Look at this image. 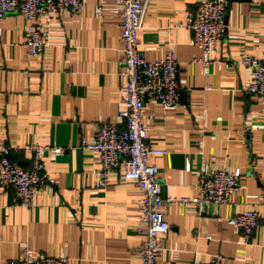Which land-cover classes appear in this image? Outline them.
<instances>
[{"label": "crops", "instance_id": "0c3cea01", "mask_svg": "<svg viewBox=\"0 0 264 264\" xmlns=\"http://www.w3.org/2000/svg\"><path fill=\"white\" fill-rule=\"evenodd\" d=\"M215 0H149L138 50L146 61L167 52L178 63L181 103L162 109L143 102L142 124L158 168L163 199L193 198L197 177L225 170L241 172L240 189L225 205L167 206L169 231L155 264H264V99L246 93L249 73L226 66L241 56L264 58V0L224 2L226 33L209 55L191 45L185 21L195 7ZM121 5L84 0L73 15L59 13L49 24L43 53L24 47L25 23L17 15L0 19V144L24 168L34 156L26 145L61 147L39 158L46 186L30 211L10 208L11 190L0 188V264L28 249L33 256L65 257L68 264H140V190L118 172L99 181L96 153L80 148L100 125H120L123 110ZM44 19L39 20L43 26ZM17 149L18 152H14ZM256 212L258 227L249 243L233 225L243 211Z\"/></svg>", "mask_w": 264, "mask_h": 264}, {"label": "built area", "instance_id": "2783aa9c", "mask_svg": "<svg viewBox=\"0 0 264 264\" xmlns=\"http://www.w3.org/2000/svg\"><path fill=\"white\" fill-rule=\"evenodd\" d=\"M121 5L122 60L119 74L124 81L123 110L118 112L120 125L106 124L95 129L92 139L82 141L80 148L96 153L100 161L99 181L107 185L108 174L118 172L125 181L132 182L142 193L138 202L140 244L134 250L140 264H155L163 249V238L169 231L164 220L167 206L193 207L201 212L210 205H225L240 189L241 172L225 170L203 173L197 177L194 186L197 194L193 198L163 199L158 181V168L147 164L149 156L165 153L148 145V132L142 124L143 102L148 99L162 109H174L181 103L178 82V63L171 52L160 61H146L138 50V33L143 29V18L149 0H112ZM84 9V0H0V19L17 15L25 23L24 47L31 57H39L50 37V22L61 12L73 15ZM44 19L43 26L39 20ZM185 28L191 35V45L201 52L198 59L203 65L209 64V55L214 46L226 33L225 7L222 0L199 3L185 21ZM226 66H241L249 73L245 88L251 96L264 99V58L241 56ZM11 148L0 144V188L11 190L13 197L10 208L30 211L34 207L37 192L47 184L44 165L39 156L50 150L54 156L64 153L61 147L26 145L21 150L32 154L34 159L29 168H24L10 159ZM14 152H18L14 149ZM233 225L249 243L258 227L256 212L243 211L233 217ZM8 264H68L65 257L33 256L24 249L22 256ZM224 264L220 257L208 263Z\"/></svg>", "mask_w": 264, "mask_h": 264}, {"label": "water", "instance_id": "95a60500", "mask_svg": "<svg viewBox=\"0 0 264 264\" xmlns=\"http://www.w3.org/2000/svg\"><path fill=\"white\" fill-rule=\"evenodd\" d=\"M225 1H227V2H230V3H232V2H243V3H245V2H249L250 0H225Z\"/></svg>", "mask_w": 264, "mask_h": 264}]
</instances>
